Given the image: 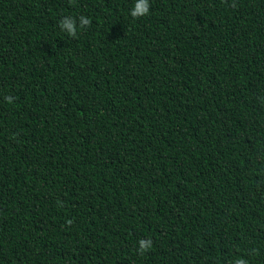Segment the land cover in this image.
I'll use <instances>...</instances> for the list:
<instances>
[{
	"label": "trees",
	"instance_id": "trees-1",
	"mask_svg": "<svg viewBox=\"0 0 264 264\" xmlns=\"http://www.w3.org/2000/svg\"><path fill=\"white\" fill-rule=\"evenodd\" d=\"M135 3L0 0V264H264V0Z\"/></svg>",
	"mask_w": 264,
	"mask_h": 264
},
{
	"label": "clouds",
	"instance_id": "clouds-1",
	"mask_svg": "<svg viewBox=\"0 0 264 264\" xmlns=\"http://www.w3.org/2000/svg\"><path fill=\"white\" fill-rule=\"evenodd\" d=\"M149 10H150V0H136V3L132 11L130 12V15L133 18L138 19L142 16L147 15L149 13ZM79 20H80L81 28L87 27L91 24V20L87 17L81 16ZM60 27L61 30L67 31V33L72 37H75L77 35L76 23L71 18H65L61 20ZM8 100L9 102H11L12 98L8 97ZM151 247H152V241L150 239H141L139 241V248L137 249V251L143 254L149 251ZM236 264H245V262L243 260H238Z\"/></svg>",
	"mask_w": 264,
	"mask_h": 264
}]
</instances>
